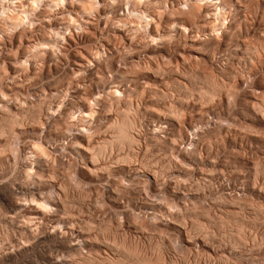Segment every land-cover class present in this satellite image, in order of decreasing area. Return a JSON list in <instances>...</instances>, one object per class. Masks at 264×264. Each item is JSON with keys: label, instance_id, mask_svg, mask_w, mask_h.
<instances>
[{"label": "rangeland", "instance_id": "374dc122", "mask_svg": "<svg viewBox=\"0 0 264 264\" xmlns=\"http://www.w3.org/2000/svg\"><path fill=\"white\" fill-rule=\"evenodd\" d=\"M16 1L0 0V125L21 119L0 131V252L29 247L0 264H264V0H212L219 23L198 0H95L86 13L79 0ZM12 5L16 27L1 15ZM214 80L225 89L209 98ZM125 100L134 163L115 162L123 146L93 164ZM38 143L50 156L32 154ZM43 198L51 209L34 220ZM31 216L35 235L20 230Z\"/></svg>", "mask_w": 264, "mask_h": 264}, {"label": "bare ground", "instance_id": "6f19581e", "mask_svg": "<svg viewBox=\"0 0 264 264\" xmlns=\"http://www.w3.org/2000/svg\"><path fill=\"white\" fill-rule=\"evenodd\" d=\"M19 3H17L18 4V6L20 5L21 7H23L24 8V6H27V8H29V10H33V9H35L34 7H35V5L38 3V1H40V0H17ZM16 1V2H17ZM23 1L25 2V1H27V5H25V3H23ZM47 1H49V5L48 6H50V5H53L54 7L55 6H57V5H59V3L61 2V3H64V2H66L65 0H47ZM95 0H79V4H80V7H81V10H83V12L84 13H86V12H88L89 11V9L90 8H92L91 6L92 5H94L93 4V2H94ZM116 1V0H115ZM119 1H122V0H119ZM130 0H128V2H129ZM131 1H134V2H132V3H134L135 5L134 6H136V4H138L139 2H141V1H143V0H131ZM147 1V0H146ZM198 1H200V2H202V3H206V2H212V0H198ZM15 2V3H16ZM29 2V3H28ZM126 3H128L127 1H125ZM11 3H14V2H11ZM112 3V2H111ZM186 3V2H185ZM215 4H216V2H214ZM17 4H15V6L17 7ZM55 4H57V5H55ZM128 4H130V2L128 3ZM141 4V3H140ZM193 4V3H192ZM223 4H225V3H223ZM111 5V4H110ZM115 5V4H114ZM195 5L197 6V3H195ZM195 5L192 7H190L192 10L193 9H195V8H198V7H195ZM210 5L212 6H214L213 7V9H211V10H207V13H205L206 15H207V17L209 18V16L210 15H213L214 17H215V21L217 22V23H219L222 19H225L224 18V9H223V7H221V6H218V5H214L213 4V2L212 3H210ZM14 5H12V9H5V11L4 10H2V13H1V15L3 16V20L4 21H6V23H10L9 25H13L14 27H16V26H18L19 24H21V20H23V18L21 17V14L19 15L18 13L19 12H21V11H16L15 9H16V7H13ZM126 6V5H125ZM36 7H37V5H36ZM209 7V6H208ZM11 8V7H10ZM19 8V7H18ZM50 8V7H49ZM51 8H52V6H51ZM206 9H207V7H205ZM25 9H26V7H25ZM133 9H134V7H133ZM189 9V8H188ZM191 9H189L190 10V12H191ZM205 9V10H206ZM136 10V9H135ZM188 10V11H189ZM198 10V9H197ZM196 10V11H197ZM200 10V9H199ZM23 11H24V9H23ZM22 11V12H23ZM25 11H27V9L25 10ZM24 11V12H25ZM90 11H91V9H90ZM89 11V12H90ZM137 11V10H136ZM140 11V10H139ZM149 11V10H148ZM236 11V10H235ZM33 12V11H32ZM72 12H73V10H72ZM76 12V11H75ZM82 12V11H81ZM82 12V13H83ZM150 12H152V11H150ZM158 12V11H157ZM185 12V11H184ZM83 13V14H84ZM132 13V12H131ZM133 13H136V12H133ZM139 13V14H138ZM155 13V12H154ZM26 14V13H25ZM149 14V13H148ZM148 14H145V12H137L136 13V16H137V18L139 17L140 19H141V23L142 22H144L145 23V26H147L148 27V25H150V23H151V20H153L151 17H149V15ZM150 15H153V13L152 14H150ZM155 17V16H154ZM71 19V18H70ZM39 20V19H38ZM72 20H73V17H72ZM210 22V21H209ZM223 22V21H222ZM216 23V24H217ZM123 25H125V24H123ZM128 25V24H127ZM155 25V24H154ZM159 25V24H158ZM172 25H173V23H172ZM191 25V24H190ZM221 25V24H220ZM143 26V25H142ZM145 26H143L144 28H145ZM176 26H178L177 24H175V27ZM217 26V25H216ZM125 27V26H124ZM142 27V28H143ZM146 27V28H147ZM185 27V26H184ZM126 28V27H125ZM209 28H211V30L213 31H215L216 30V27H215V23L213 22V21H211L210 23H209ZM131 29V28H130ZM136 29V28H135ZM181 29H183V27L181 28ZM184 30V29H183ZM133 31V33H134V30H132ZM131 31V32H132ZM130 32V33H131ZM136 32V31H135ZM128 33V32H127ZM153 40V39H152ZM248 48V47H247ZM251 52V51H250ZM246 54V53H245ZM250 54V53H249ZM188 59V58H187ZM196 60V59H195ZM22 62V61H21ZM158 67H159V65H158ZM161 69V68H160ZM177 69V68H176ZM177 71V70H176ZM162 72V71H161ZM179 74V73H178ZM180 76V75H179ZM185 78V77H184ZM187 78V77H186ZM229 78V77H228ZM216 79V78H215ZM175 80V79H174ZM219 82V81H218ZM222 82V81H221ZM214 83L215 84H213L212 83V85H211V87H210V89L208 88V90L207 91H205L206 92V94L208 95V97L210 98V96H214V92L215 91H220L221 92V90H220V88L221 89H225V87H224V85H223V83H222V86L224 87V88H222V86L220 85V84H218L217 83V81H215L214 80ZM220 83V82H219ZM228 84V83H227ZM107 87V86H106ZM111 87V86H110ZM114 87V86H113ZM109 90H111V89H109ZM151 90V89H150ZM223 91V90H222ZM204 92V93H205ZM117 93H119V91H118V89H113V90H111L110 91V95L112 94V96L113 95H117ZM215 93H217V92H215ZM210 94V95H209ZM213 94V95H212ZM227 94V93H226ZM116 95H115V97H116ZM134 95V94H133ZM226 96V95H225ZM114 97V98H115ZM137 97V96H136ZM117 98V97H116ZM114 100V99H113ZM112 100V101H113ZM93 101V102H92ZM92 101H91V103L94 105L95 104V101H97L96 100V97H95V99L93 100L92 99ZM119 101V100H118ZM124 101V100H123ZM120 102V101H119ZM91 103L89 104V107L87 108L88 109V111L87 112H84V111H80V115L78 116L79 118H78V121L80 120L81 121V123L82 122H84V123H88V120H90V118H92V116L94 117V113H95V110H94V108H93V106L91 105ZM263 104H264V102H263ZM91 105V106H90ZM15 106V105H14ZM253 107V106H252ZM33 108V107H32ZM150 110V109H149ZM170 110V109H169ZM8 112V111H7ZM157 112V111H156ZM175 112V111H174ZM37 113V112H36ZM133 113H135V112H133V109H132V106H131V101L130 100H125V105H124V109L120 112V113H118V115H117V117H115V119L114 120H112L111 122H110V124H108V129L110 130V134H109V138L107 139H103L98 145H97V148H96V150L94 151V150H92V149H90V150H92L90 153H91V155H90V160H91V162L93 163V164H96V159H97V157L98 158H100L102 155H105V154H107L106 153V151L107 150H109V149H114V147H119V150L118 151H120V150H122L121 148L123 147V146H126L127 147V149H128V151H127V153H123V155H119V157H117V161H115V162H123V163H125V164H131L134 160H133V154L134 153H132V152H134V149L133 150H131L130 149V147H134V146H132V145H136V144H138L137 143V140H136V138L133 136V130L136 128L135 126V124H134V119H133ZM160 114V113H159ZM135 115V114H134ZM171 115H172V112H171ZM177 115V114H176ZM136 116V115H135ZM20 117V116H19ZM34 118V117H33ZM85 118H87V119H85ZM74 119V118H73ZM2 120V119H1ZM8 120V124L5 122L4 124H2V122H1V124L2 125H0V131H1V133H3V135H5V133L4 132H7V131H9L10 130V132H11V129L10 128H12L14 125H16V124H20L21 122H19L21 119H19L18 118V116H16V115H11V114H8V116H7V118H6V120L5 121H7ZM80 121H79V123H80ZM54 123V122H53ZM136 123V122H135ZM18 124V125H19ZM90 124V123H89ZM88 124V125H89ZM17 125V126H18ZM72 125V124H71ZM135 125V126H134ZM69 126V125H68ZM15 127V126H14ZM19 128V127H18ZM84 128V127H83ZM87 129V128H86ZM138 129V128H137ZM13 130V129H12ZM51 130V129H50ZM58 130V129H57ZM9 132V133H10ZM17 134V133H16ZM90 139V138H89ZM7 141V140H6ZM5 141V142H6ZM3 143V145H1V146H3V148L4 149H6L7 147H6V145L8 146V142L7 143ZM99 142V141H98ZM136 142V143H135ZM37 143V142H36ZM35 143V144H36ZM39 144V143H38ZM34 145L33 144V149H32V154L34 155V156H40L41 157V155L43 156V155H47L48 153H47V150H45V146H42V144H39V145ZM66 146V145H65ZM6 147V148H5ZM85 147V146H84ZM87 147V148H86ZM85 147V149H87V151H88V146H86ZM90 147V146H89ZM138 147V146H137ZM91 148V147H90ZM93 148V147H92ZM123 148H125V147H123ZM3 149V150H4ZM47 149V148H46ZM84 149V148H83ZM89 150V151H90ZM132 152H131V151ZM88 151V152H89ZM123 151V150H122ZM111 153V152H110ZM117 154H118V152H117ZM49 155V154H48ZM113 155V154H112ZM33 156V157H34ZM50 156V155H49ZM44 157V156H43ZM42 157V158H43ZM135 157V156H134ZM35 158H37V157H35ZM45 158H46V156H45ZM103 158V157H102ZM37 159H40V158H37ZM135 159V158H134ZM171 159V158H170ZM34 161V160H33ZM38 160H36V162H37ZM40 161H41V159H40ZM35 162V163H36ZM114 162V161H113ZM98 163H99V161H98ZM105 163V162H104ZM134 163V162H133ZM137 163V162H136ZM92 164V165H93ZM134 165V164H133ZM138 166V165H137ZM136 167V166H135ZM101 168V167H100ZM137 168V167H136ZM45 169V168H44ZM99 169V168H98ZM106 169V168H105ZM104 169V170H105ZM90 170H93V169H90ZM102 170H103V168H102ZM27 171V170H26ZM135 172H137L138 171V168H137V171H136V169L134 170ZM133 171V172H134ZM33 172V171H32ZM132 172V173H133ZM154 172V171H153ZM29 173H30V171H29ZM29 173H27L26 172V174H29ZM150 173V172H149ZM33 174V173H32ZM32 174L30 175V176H32ZM35 174V173H34ZM30 176H29V178H30ZM28 179V178H27ZM44 182V181H43ZM67 182V181H66ZM71 184V183H70ZM1 185V184H0ZM12 185V184H11ZM13 186V185H12ZM22 186V185H21ZM20 187V186H19ZM60 187V186H59ZM8 188V187H7ZM6 188V189H7ZM13 188V187H12ZM4 189V188H3ZM14 189H15V187H14ZM17 190V189H16ZM22 190V189H21ZM1 191V190H0ZM32 191V190H31ZM61 191V190H60ZM21 192V191H20ZM33 192V191H32ZM116 192V191H115ZM22 193V192H21ZM31 193V192H30ZM37 193V192H36ZM27 194V193H26ZM32 194V193H31ZM40 194V193H39ZM47 194V193H46ZM119 195V194H118ZM33 196H35V195H33ZM43 197V196H42ZM41 197V198H42ZM6 198V197H5ZM46 198H48V197H46ZM10 199V198H9ZM34 199V198H33ZM32 199V200H33ZM38 199V198H37ZM94 199H96V198H94ZM35 201H36V199H34ZM54 200V199H53ZM35 201H33L34 203H35V207H32V210L34 211V220L36 219V218H38V219H40V217L43 215V213H44V211L46 210V209H51V203H49V201L48 200H46L45 198H43V199H40V202L38 201L37 202V205H36V202ZM70 201V200H69ZM27 202V201H26ZM33 204V203H32ZM14 205V204H13ZM20 205V204H19ZM22 206V205H21ZM29 206H31V205H29ZM50 207V208H49ZM13 208V207H12ZM19 208V207H18ZM18 208H16V210L18 209ZM26 208V207H25ZM30 209H31V207H29ZM6 209V208H5ZM8 209V208H7ZM14 209V208H13ZM74 209V208H73ZM29 210V209H28ZM112 210V209H111ZM156 210V209H155ZM14 211V210H13ZM12 211V212H13ZM21 211H22V209H21ZM30 211V210H29ZM49 211V210H48ZM53 211V210H52ZM51 211V212H52ZM58 211V210H57ZM5 212V211H4ZM3 212V213H4ZM9 212V211H8ZM119 212V211H118ZM2 213V214H3ZM7 213V212H6ZM11 213V212H10ZM14 213H17L16 211L14 212ZM28 213H30V212H28ZM53 213H54V211H53ZM78 213V212H77ZM129 213V212H128ZM32 214V213H31ZM44 214H46V213H44ZM56 214H58V213H56ZM9 215V214H8ZM20 215V214H19ZM27 215V214H26ZM54 215H55V213H54ZM6 216V215H5ZM15 216V215H14ZM18 216V215H17ZM33 216V215H32ZM31 216V217H32ZM46 216V215H45ZM44 216V217H45ZM157 216V215H156ZM67 218H69L68 216H66ZM73 217V216H72ZM12 218V217H11ZM10 218V219H11ZM18 218V217H17ZM23 218V217H22ZM45 218H47V217H45ZM44 218V219H45ZM67 218L65 219V218H63L62 219V223H64L65 221H66V223L67 224H69V221L67 222ZM76 218V217H75ZM133 218H135V216L133 217ZM9 219V220H10ZM61 219V218H60ZM59 219V220H60ZM69 219H73V218H69ZM5 220V219H4ZM13 220V219H12ZM11 220V221H12ZM15 220H16V218H15ZM15 220H13V221H15ZM33 220V217H32V219L30 220V217H25V219L23 220V222H22V228H20V230H22V229H28L27 228V225H28V223L30 222V221H32ZM40 220H43L42 218L40 219ZM58 220V221H59ZM154 220V219H153ZM12 221V222H13ZM17 221V220H16ZM21 221V220H20ZM19 220H18V222L17 223H19L20 222ZM4 222V221H3ZM33 222V221H32ZM32 222L30 223V224H32ZM72 222V221H71ZM5 223V222H4ZM7 223H9V221L7 222ZM13 223H15V222H13ZM21 223V222H20ZM42 222H40V224H41ZM59 223V222H58ZM10 224H11V222H10ZM16 224V223H15ZM60 224H61V222H60ZM59 224V225H60ZM5 225H7V224H5ZM9 225V224H8ZM11 225H13V224H11ZM39 225V224H38ZM56 225H58L57 223H56ZM64 225V224H63ZM71 225V224H70ZM86 225V224H85ZM106 225V224H105ZM1 226V225H0ZM13 226H15V225H13ZM12 226V227H13ZM19 226V225H18ZM35 226H37V224H35ZM35 226H34V229H36L35 228ZM65 226H66V224H65ZM69 226V225H68ZM72 226V225H71ZM8 227H10V225L8 226ZM28 227L30 228V230L29 231H31L32 232V227H30V225H28ZM43 226L41 225V228H42ZM64 227V226H63ZM73 227V226H72ZM71 227V228H72ZM79 227V226H78ZM182 227V226H181ZM241 227V226H240ZM2 228V227H1ZM11 228V227H10ZM18 228V227H17ZM55 228H56V226H55ZM65 228V227H64ZM7 229V228H6ZM12 229V228H11ZM19 229V228H18ZM52 229H54V228H52ZM8 230V229H7ZM10 230V229H9ZM36 230H38V229H36ZM43 230V229H42ZM11 231H13V230H11ZM26 231V233H27V230H25ZM24 231V232H25ZM55 231H57V228H56V230L54 229V231H53V235L55 234L54 232ZM80 231V230H79ZM83 231V230H82ZM21 232H23V231H21ZM23 232V233H24ZM34 232V231H33ZM32 232V234L33 235H35L34 233L35 232H37V233H39V231H35L34 233ZM48 232V231H47ZM52 232V231H51ZM59 232V231H58ZM57 232V233H58ZM9 233H11V232H8V234ZM56 233V236L58 235ZM63 233V232H62ZM61 233V234H62ZM13 234H15V233H13ZM22 234V233H21ZM21 234H20V237H22L21 236ZM25 234V233H24ZM23 234V236H25ZM44 235H45V233H43ZM42 234V235H43ZM47 234V233H46ZM51 234V233H50ZM60 234V235H61ZM231 234V233H230ZM5 235H7L6 234V232H5ZM27 235V234H26ZM29 235H30V233H29ZM28 235V236H29ZM33 235H32V237H33ZM37 235V234H36ZM39 235V234H38ZM38 235H37V237L36 238H39L38 237ZM40 235H41V233H40ZM39 235V236H40ZM52 235V236H53ZM235 235V234H234ZM46 236V235H45ZM45 236H44V239H45ZM50 236V235H49ZM55 236V235H54ZM62 236V235H61ZM4 238H5V236H3ZM13 237V236H12ZM31 237V238H32ZM42 237V236H41ZM7 238H8V236H7ZM6 238V239H7ZM10 238V237H9ZM8 238V239H9ZM15 238V237H14ZM17 238V237H16ZM24 237H22V239H23ZM34 238H35V236H34ZM33 238V239H34ZM52 238V237H51ZM56 238H59L58 236L56 237ZM64 238V237H63ZM2 239L3 238H1V241H2ZM5 239V240H6ZM7 239V240H8ZM26 240L28 239V238H25ZM30 239V238H29ZM32 239V240H33ZM42 238H40L39 240H41ZM50 239V238H49ZM54 239V238H53ZM82 239V238H81ZM11 239H9V241H10ZM31 240V239H30ZM52 239H50V242H52L51 241ZM56 240H58V239H56ZM60 241H62V239H61V237H60V239H59ZM79 240V239H78ZM85 240V239H84ZM23 242V241H25V240H23V241H21V240H18V243H20V242ZM28 241L29 240H27V244H31V247H32V244H34L35 243V245H34V247L36 246V242L35 241H38L37 239H35L34 240V242L32 243V242H29L28 243ZM49 241V240H48ZM68 241V243H69V241H71L72 242V240H70V239H68L67 240ZM81 241V240H80ZM4 242V241H3ZM6 242V241H5ZM42 242H45V240L43 241H41V242H37L38 244H40V243H42ZM46 242H47V240H46ZM54 242V241H53ZM53 242H52V244H53ZM56 242V241H55ZM63 242V244H64V241H62ZM71 242L69 243L70 245H69V247L71 248V246H74V245H76L75 243H73L72 242V244H71ZM14 244V242L12 241L11 242V244ZM18 243H16V241H15V244H17V245H19ZM59 243V242H58ZM67 243V242H66ZM65 243V244H66ZM68 243L66 244V245H68ZM81 243V242H80ZM79 243V244H80ZM116 243V242H115ZM114 243V244H115ZM0 244H1V242H0ZM8 244V243H4V246H6V245ZM11 244H10V242H9V245H7L6 246V248L9 246V249H10V246H11ZM21 244V243H20ZM44 244V243H43ZM57 244V243H56ZM62 244V243H61ZM22 245H24V246H22ZM22 245H19V247L17 248V249H14V250H12L14 247V245L12 246L13 248L11 249V251H8L6 248V252L3 250L4 249V246L2 247V249H1V252H2V250H3V254H1L0 255V263H1V261L2 260H4L3 262H5V260H7V261H9L8 263H11L10 261H12L13 260V262H15L14 261V259H16V257L17 256H20V255H23V253H25L26 252V247H29V245H27V246H25L26 244H22ZM54 245H55V243H54ZM65 245V246H66ZM1 246V245H0ZM20 246H22V247H20ZM60 246V245H59ZM63 247H64V245H62ZM118 246V245H117ZM157 246V245H156ZM34 247H32V248H34ZM36 247H38V245L36 246ZM15 248H16V246H15ZM59 248V247H58ZM61 248V247H60ZM66 248V247H65ZM68 248V247H67ZM74 248V247H73ZM75 248H76V246H75ZM75 248H74V250H75ZM35 249V248H34ZM33 249V250H34ZM118 249V248H117ZM129 249V248H128ZM29 250V249H28ZM71 251H73L72 250V248L70 249ZM132 250V249H131ZM30 251H32V250H30ZM70 251V252H71ZM78 251V250H77ZM0 252V253H1ZM52 252V251H51ZM68 252V251H67ZM127 252V251H126ZM29 253V252H28ZM74 253V252H73ZM27 254V253H26ZM79 254V253H78ZM126 254H128V253H126ZM133 254V253H132ZM134 254H135V252H134ZM160 254V253H159ZM128 255H130V253L128 254ZM72 256V255H71ZM26 257V256H25ZM24 257V258H25ZM64 257V256H63ZM19 257H17V259H18ZM74 258V257H73ZM85 260H86V258H84ZM97 259V258H96ZM21 259H19V261H20ZM83 260V259H82ZM85 260H83V262L85 261ZM81 261V260H80ZM88 261V260H87ZM158 261V260H157ZM98 262V261H97ZM147 262V261H146ZM5 263H7V262H5ZM91 263V262H90ZM105 263V262H104ZM141 263V262H140ZM152 263V262H151ZM3 264V263H2ZM52 264V263H51ZM78 264H80V262L78 263ZM83 264V263H82ZM144 264V263H143ZM145 264H147V263H145ZM157 264V263H156Z\"/></svg>", "mask_w": 264, "mask_h": 264}]
</instances>
